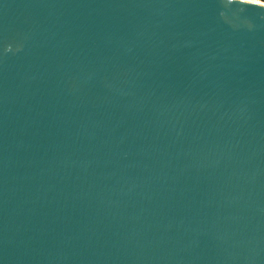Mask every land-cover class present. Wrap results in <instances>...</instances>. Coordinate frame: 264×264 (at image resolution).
Wrapping results in <instances>:
<instances>
[{
  "label": "water",
  "instance_id": "water-1",
  "mask_svg": "<svg viewBox=\"0 0 264 264\" xmlns=\"http://www.w3.org/2000/svg\"><path fill=\"white\" fill-rule=\"evenodd\" d=\"M0 264H264V8L0 0Z\"/></svg>",
  "mask_w": 264,
  "mask_h": 264
},
{
  "label": "bare ground",
  "instance_id": "bare-ground-1",
  "mask_svg": "<svg viewBox=\"0 0 264 264\" xmlns=\"http://www.w3.org/2000/svg\"><path fill=\"white\" fill-rule=\"evenodd\" d=\"M237 1H240L246 4H255V5H258L264 8V2H260L258 0H237Z\"/></svg>",
  "mask_w": 264,
  "mask_h": 264
},
{
  "label": "rangeland",
  "instance_id": "rangeland-1",
  "mask_svg": "<svg viewBox=\"0 0 264 264\" xmlns=\"http://www.w3.org/2000/svg\"><path fill=\"white\" fill-rule=\"evenodd\" d=\"M258 1H260V2H264V1H262V0H258Z\"/></svg>",
  "mask_w": 264,
  "mask_h": 264
},
{
  "label": "trees",
  "instance_id": "trees-1",
  "mask_svg": "<svg viewBox=\"0 0 264 264\" xmlns=\"http://www.w3.org/2000/svg\"><path fill=\"white\" fill-rule=\"evenodd\" d=\"M262 1H264V0H262Z\"/></svg>",
  "mask_w": 264,
  "mask_h": 264
}]
</instances>
